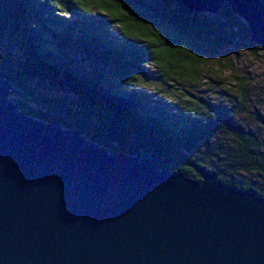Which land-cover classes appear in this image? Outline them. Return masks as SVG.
<instances>
[{
	"label": "trees",
	"instance_id": "trees-1",
	"mask_svg": "<svg viewBox=\"0 0 264 264\" xmlns=\"http://www.w3.org/2000/svg\"><path fill=\"white\" fill-rule=\"evenodd\" d=\"M218 13L223 20L187 10L180 0H0L7 99L19 112L77 131L107 151L148 149L172 161L162 163L171 173L197 180L193 164L215 172L222 184L264 197V139L238 120L248 95L244 82L228 102L198 98L183 109L138 86L152 75L148 65L159 67L162 76L178 70L196 80L201 59L212 52L230 46L259 51L254 42L232 40L250 32L226 1ZM32 81L70 98L42 97ZM199 105L205 116L197 115ZM252 117L264 127L256 110ZM215 132L226 140L214 141Z\"/></svg>",
	"mask_w": 264,
	"mask_h": 264
},
{
	"label": "water",
	"instance_id": "water-1",
	"mask_svg": "<svg viewBox=\"0 0 264 264\" xmlns=\"http://www.w3.org/2000/svg\"><path fill=\"white\" fill-rule=\"evenodd\" d=\"M180 1L220 20L226 1L250 32L232 40L264 54L257 0ZM8 78L0 71V264H264V197L36 120L7 99Z\"/></svg>",
	"mask_w": 264,
	"mask_h": 264
},
{
	"label": "rangeland",
	"instance_id": "rangeland-1",
	"mask_svg": "<svg viewBox=\"0 0 264 264\" xmlns=\"http://www.w3.org/2000/svg\"><path fill=\"white\" fill-rule=\"evenodd\" d=\"M199 67L198 79L191 80L180 76L178 70L175 73H169L168 76H162L163 71L159 67L148 65L146 68L151 71L152 75L146 74L147 76L138 80V86L141 87V84H144L146 86L144 89L150 91L154 97L177 103L178 107L183 109L189 101L199 102L198 98L212 104L228 102L229 95H238L239 82L242 81L245 83L248 95L241 100L244 110L238 120L241 124L256 130L261 140L264 139V127L252 117L256 110L264 118L263 52L259 49L257 53L252 54L238 47L230 46L218 52H212L206 59H201ZM29 85L34 93L42 97L70 98L69 94L66 95L56 89L45 90L42 86L36 85L34 81ZM185 91H188L189 95ZM9 96H11V91L7 97ZM195 108L198 116H205L207 113V110L200 105ZM222 137L224 136L220 132L212 134L213 140L219 143L226 140ZM246 178L257 181L255 176L246 175Z\"/></svg>",
	"mask_w": 264,
	"mask_h": 264
}]
</instances>
